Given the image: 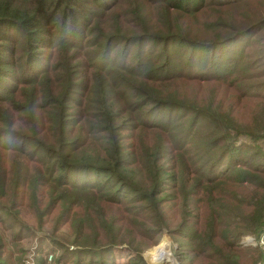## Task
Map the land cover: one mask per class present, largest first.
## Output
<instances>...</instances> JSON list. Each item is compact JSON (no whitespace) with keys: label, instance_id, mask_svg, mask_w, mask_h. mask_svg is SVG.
<instances>
[{"label":"trees","instance_id":"trees-1","mask_svg":"<svg viewBox=\"0 0 264 264\" xmlns=\"http://www.w3.org/2000/svg\"><path fill=\"white\" fill-rule=\"evenodd\" d=\"M261 229L264 0H0V264H262Z\"/></svg>","mask_w":264,"mask_h":264},{"label":"rangeland","instance_id":"rangeland-1","mask_svg":"<svg viewBox=\"0 0 264 264\" xmlns=\"http://www.w3.org/2000/svg\"><path fill=\"white\" fill-rule=\"evenodd\" d=\"M165 233V232H163ZM162 234L159 235L158 239L149 247L143 249L142 251H130L129 249H127L124 245H122V248L119 250H115V252L113 253V259H114V263L113 264H129L130 260L134 258V255L138 257V259H140L143 264H145V260H157V259H163V248L166 245H169L168 243V237H171L172 242H174V244L176 245L175 239L173 236H170L169 234H167V236H164ZM163 241V242H162ZM35 242V240L33 241V243ZM32 243V245H33ZM243 245H252L254 246V238L252 237H244L242 242ZM47 242H43L41 243V246L46 249L47 248ZM155 245H159V247H154ZM259 245V244H258ZM261 247V249L263 248V240L262 243H260L259 245ZM171 247V246H170ZM176 249V248H175ZM148 250V251H146ZM30 251H32V249L30 248ZM32 255L33 253L30 252L26 255L27 257V261H25V264H32ZM106 259V257H105ZM172 259V257H171ZM170 259V260H171ZM107 261L109 260L108 258L106 259ZM72 264V262L70 263ZM262 264H264V259L262 260Z\"/></svg>","mask_w":264,"mask_h":264},{"label":"clouds","instance_id":"clouds-1","mask_svg":"<svg viewBox=\"0 0 264 264\" xmlns=\"http://www.w3.org/2000/svg\"><path fill=\"white\" fill-rule=\"evenodd\" d=\"M163 235L167 236V233L165 232V233H163ZM168 243L171 246L170 247V255L172 257L171 260H169L168 258L157 259V260H152V261H149L146 259L145 264H180V258L175 252L176 245L174 244V242H172L171 237H168ZM154 247H159V245H155ZM165 247L167 249L168 245H166ZM146 251H148V250H146Z\"/></svg>","mask_w":264,"mask_h":264},{"label":"water","instance_id":"water-1","mask_svg":"<svg viewBox=\"0 0 264 264\" xmlns=\"http://www.w3.org/2000/svg\"><path fill=\"white\" fill-rule=\"evenodd\" d=\"M263 236H264V229H261L257 235L254 237V246H257L260 248V243H262L263 240ZM259 244V245H258Z\"/></svg>","mask_w":264,"mask_h":264},{"label":"bare ground","instance_id":"bare-ground-1","mask_svg":"<svg viewBox=\"0 0 264 264\" xmlns=\"http://www.w3.org/2000/svg\"><path fill=\"white\" fill-rule=\"evenodd\" d=\"M163 259L164 258H168L169 260L171 259V255H170V245H168V248L166 249V247L163 248Z\"/></svg>","mask_w":264,"mask_h":264},{"label":"built area","instance_id":"built-area-1","mask_svg":"<svg viewBox=\"0 0 264 264\" xmlns=\"http://www.w3.org/2000/svg\"><path fill=\"white\" fill-rule=\"evenodd\" d=\"M25 261H27V259ZM46 264H51V255L50 254L47 256V263Z\"/></svg>","mask_w":264,"mask_h":264}]
</instances>
